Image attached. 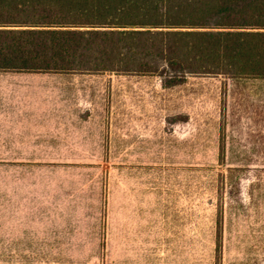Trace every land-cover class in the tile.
<instances>
[{
  "label": "rangeland",
  "instance_id": "374dc122",
  "mask_svg": "<svg viewBox=\"0 0 264 264\" xmlns=\"http://www.w3.org/2000/svg\"><path fill=\"white\" fill-rule=\"evenodd\" d=\"M77 73L90 234L59 264H264V79Z\"/></svg>",
  "mask_w": 264,
  "mask_h": 264
},
{
  "label": "trees",
  "instance_id": "16d2710c",
  "mask_svg": "<svg viewBox=\"0 0 264 264\" xmlns=\"http://www.w3.org/2000/svg\"><path fill=\"white\" fill-rule=\"evenodd\" d=\"M0 70L264 79V0H0Z\"/></svg>",
  "mask_w": 264,
  "mask_h": 264
},
{
  "label": "crops",
  "instance_id": "0c3cea01",
  "mask_svg": "<svg viewBox=\"0 0 264 264\" xmlns=\"http://www.w3.org/2000/svg\"><path fill=\"white\" fill-rule=\"evenodd\" d=\"M88 85L77 72L0 70V264H59L89 238L88 171L74 168Z\"/></svg>",
  "mask_w": 264,
  "mask_h": 264
}]
</instances>
